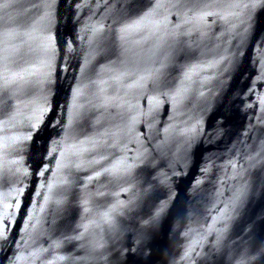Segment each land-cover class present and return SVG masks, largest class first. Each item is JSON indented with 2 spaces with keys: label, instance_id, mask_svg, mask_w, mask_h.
Returning a JSON list of instances; mask_svg holds the SVG:
<instances>
[{
  "label": "water",
  "instance_id": "1",
  "mask_svg": "<svg viewBox=\"0 0 264 264\" xmlns=\"http://www.w3.org/2000/svg\"><path fill=\"white\" fill-rule=\"evenodd\" d=\"M0 264H264V0H0Z\"/></svg>",
  "mask_w": 264,
  "mask_h": 264
}]
</instances>
